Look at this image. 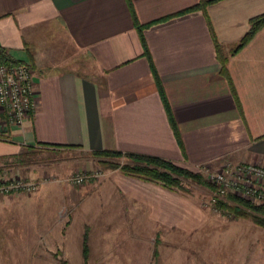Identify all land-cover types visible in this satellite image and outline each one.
<instances>
[{
	"label": "crops",
	"instance_id": "obj_1",
	"mask_svg": "<svg viewBox=\"0 0 264 264\" xmlns=\"http://www.w3.org/2000/svg\"><path fill=\"white\" fill-rule=\"evenodd\" d=\"M208 1L0 0V47L30 68L35 99L21 127L4 129L0 113V184L39 182L68 161L73 173L91 172L99 169L91 153L103 151L192 171L264 166V26L231 54L264 14V0H216L174 16ZM107 171L134 203H186L175 191ZM259 238L261 253L264 233ZM87 244L89 258L88 232Z\"/></svg>",
	"mask_w": 264,
	"mask_h": 264
},
{
	"label": "rangeland",
	"instance_id": "obj_2",
	"mask_svg": "<svg viewBox=\"0 0 264 264\" xmlns=\"http://www.w3.org/2000/svg\"><path fill=\"white\" fill-rule=\"evenodd\" d=\"M57 165L61 174L43 173L36 192L0 195V264H82L85 231L89 264H264V231L215 212L206 188L182 180L189 193H175L186 203L172 198L170 209H153L134 203L99 165L81 185L71 182L83 173L72 162Z\"/></svg>",
	"mask_w": 264,
	"mask_h": 264
},
{
	"label": "trees",
	"instance_id": "obj_3",
	"mask_svg": "<svg viewBox=\"0 0 264 264\" xmlns=\"http://www.w3.org/2000/svg\"><path fill=\"white\" fill-rule=\"evenodd\" d=\"M214 1L216 0L201 2L198 5L191 7L174 16L184 15L191 11H195L199 9L203 10L206 4L212 3ZM165 20H168V18ZM263 26H264V14L252 19L250 22L249 31L243 37L240 43L231 50V54H234L239 49H241L251 39L254 33ZM138 29L141 30L142 27H138ZM216 50H217L219 62L221 64L222 74L226 76L227 74H226L225 65L227 58H225L222 55L221 52L222 48L220 47V45H216ZM144 51L147 52L145 45H144ZM0 63L5 65L24 64L22 61L14 60L9 55V53L1 47H0ZM158 88L161 99L169 114L168 105L166 103V99L164 97V94L161 90L159 83H158ZM172 125L174 126L173 121H172ZM174 131H176L175 126H174ZM176 138L180 144V139L177 132H176ZM91 156L98 159L97 164L99 165V167H101L102 170H119L125 176H130L146 182H151L171 191L189 193L188 189L183 185L182 182V180H186V181H190L193 184L208 189L211 193L214 192V188L207 183V180L203 174H201L200 172L191 171L187 168L177 166L170 161H165L159 158L148 157V156L131 155V154L123 155L118 152H106V151H103L101 153H91ZM121 159H124L127 162L121 164L120 162H118ZM215 207L222 216H230L234 220H238V219L249 220L253 223V225L264 229V204H251L245 202L240 198H236L231 194H228L225 196L224 199L218 200L216 202ZM159 243H160L159 238L156 237L154 251H153L154 260L158 259L159 257V251H158ZM88 254H89V250L87 244V231H85L82 241V255H81L82 264H89ZM60 264H67V262L61 259Z\"/></svg>",
	"mask_w": 264,
	"mask_h": 264
},
{
	"label": "built area",
	"instance_id": "obj_4",
	"mask_svg": "<svg viewBox=\"0 0 264 264\" xmlns=\"http://www.w3.org/2000/svg\"><path fill=\"white\" fill-rule=\"evenodd\" d=\"M35 106L32 88L31 70L25 64L5 65L0 63V113L2 126L21 127L33 112ZM206 175V180L214 188L210 205L218 212L215 205L226 195L231 194L251 204H264V166L261 164L224 163L218 169L207 166L199 168ZM96 175L86 172L76 173L71 182L81 185ZM38 182H25L19 177L0 184V195L11 193H34Z\"/></svg>",
	"mask_w": 264,
	"mask_h": 264
}]
</instances>
